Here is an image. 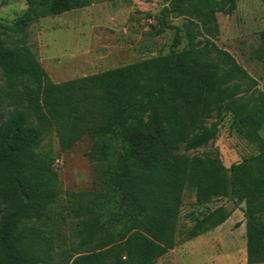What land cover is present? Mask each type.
Wrapping results in <instances>:
<instances>
[{"label": "trees", "instance_id": "16d2710c", "mask_svg": "<svg viewBox=\"0 0 264 264\" xmlns=\"http://www.w3.org/2000/svg\"><path fill=\"white\" fill-rule=\"evenodd\" d=\"M40 1L59 12L91 5ZM165 1L163 16L186 20L181 27L161 20L175 30L169 54L63 83L51 79L29 46L31 12L13 24L0 21V264H55L53 239L37 225L49 218L59 187L57 158L42 151L50 135L61 153L93 139L88 154L105 168L100 184L121 196L112 222L118 229L97 214L107 195L88 197L84 229L99 233L96 247L68 264H154L232 216L219 206L179 230L188 188L200 207L218 199L244 204L247 263L264 264V92L216 44L217 15H232L237 0ZM261 39L255 56L264 62V32ZM183 40L187 45L178 51ZM229 116L232 131L257 152L228 172L218 153H189L215 141Z\"/></svg>", "mask_w": 264, "mask_h": 264}, {"label": "rangeland", "instance_id": "374dc122", "mask_svg": "<svg viewBox=\"0 0 264 264\" xmlns=\"http://www.w3.org/2000/svg\"><path fill=\"white\" fill-rule=\"evenodd\" d=\"M83 1L77 0V3ZM86 1L91 3L89 7L77 6L59 12L51 3L40 0H0V21L13 24L28 11L34 15L27 29L29 46L55 83L167 55L175 30L164 28L161 20L164 18L168 25L179 27L186 21L185 17L174 13L163 16L164 8L169 6L165 0ZM217 19L220 37L216 44L231 53L257 81V89L264 92V62L255 56L262 48L263 1L237 0V9L232 15L218 14ZM186 45L187 41L183 40L177 50H184ZM3 84L0 71V85ZM231 123L229 116L221 123L215 141L189 154L218 153L228 172L232 165L255 154L257 147L239 138L232 131ZM262 135L264 137V128ZM93 145V139L85 138L69 152L61 153L55 135H50L42 145V151L51 150L57 158L53 170L59 175V187L49 218L37 225L53 239L55 264H68L70 258L96 247L99 233L84 229V221L89 218L85 208L89 205L88 197L100 191L106 194L108 198L97 204V214H101L102 223L119 227L112 222L119 211L121 196L100 184L98 178H104L105 168L98 164L97 156H89ZM72 194L77 197L69 204ZM76 199H79L78 203ZM73 204L77 205L74 212L71 210ZM219 206L233 210L223 225L177 246L154 264H248L244 204L235 205L228 199H218L200 207L196 204L195 192L188 188L178 228L189 230L196 217Z\"/></svg>", "mask_w": 264, "mask_h": 264}, {"label": "water", "instance_id": "95a60500", "mask_svg": "<svg viewBox=\"0 0 264 264\" xmlns=\"http://www.w3.org/2000/svg\"><path fill=\"white\" fill-rule=\"evenodd\" d=\"M23 194L26 195V190L23 191Z\"/></svg>", "mask_w": 264, "mask_h": 264}]
</instances>
